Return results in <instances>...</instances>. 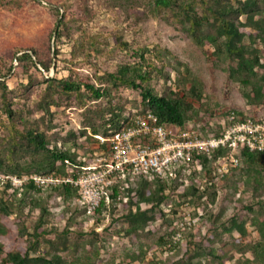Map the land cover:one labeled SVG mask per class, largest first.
<instances>
[{"label":"trees","instance_id":"obj_1","mask_svg":"<svg viewBox=\"0 0 264 264\" xmlns=\"http://www.w3.org/2000/svg\"><path fill=\"white\" fill-rule=\"evenodd\" d=\"M145 14L163 17L177 28L182 42L193 48L202 50L205 44L210 45L214 56L213 76L221 83L227 81L229 85L237 84L243 104L221 109V96L217 92L221 86L219 85L215 93L211 92L212 95H216V100L213 101L207 77L201 72L195 73L188 60L171 46L163 48L167 58H170L166 62V57L160 56L162 49L160 46L154 45V59H151L145 57L143 53L144 49L149 50L148 47L133 46L131 43L118 39L116 47L130 52L134 61L122 64L116 71L108 73V77L115 87L122 85L135 91L139 98V108L132 115H125L121 107L114 105L109 106L106 112L99 109L91 110L90 118L81 121L83 129L80 134H86L85 130L89 128V137L111 136L116 131L130 126L135 115L145 112L156 115L160 124L183 125L191 121L202 137L210 133L219 135L222 126L216 122L220 118L225 120L226 126L248 118L256 119L264 124V107H262L264 104V59L259 56L260 51L264 50V0H147ZM241 17L244 19L242 20ZM248 28L251 31H246ZM245 37L248 38L249 43L244 42ZM256 41L260 48L253 46ZM32 54L35 58L28 52L17 56L15 58L17 66H21L23 61H29L47 70L49 63L36 51ZM171 59L175 62L172 69L175 68L179 73V67L182 66L185 73L182 78L174 81L178 87L177 90L166 85V82H170L169 73L163 71L165 62L169 65ZM1 75L0 72V77ZM160 79H163L164 84L158 87L157 83ZM0 85L2 87L1 104L8 119L7 138L0 141V186L12 196L9 201L0 197V216H7L13 212L16 199V208L21 209L30 191H47L48 196L50 193L58 194V197L62 195L64 201L75 199L76 206L83 217L87 221L94 220L88 234L100 238L101 233L95 231V225L98 223L97 216L100 213L119 209L124 212H122L123 225L119 230L126 235H133L142 232L146 225L153 221L176 213L173 204L184 205L188 204L189 200L195 204L201 201L206 202L207 205L216 203L219 186L225 187L226 181L236 170L242 169L246 175V181L251 180V188L255 194L259 190H264V175L259 167L264 158V151H250L246 148H242L236 155L242 166L230 167L222 176L216 169L217 160L227 154L228 148H218L212 150L209 155L197 157L196 160L202 167L200 170H192L189 175L184 172L183 166H180L174 171L175 175L168 174L165 177L153 176L148 179L142 175H136L118 178L111 187L107 188L109 202L102 200L93 210H88L80 203L77 189L68 184L37 186L29 181L21 186H13L9 181L11 176L36 174L58 177L70 175L71 172L91 171L94 151L87 153L82 143L78 141V135L76 136L71 129L67 133L68 136L73 137L70 148L64 146V142L58 137L47 135L49 130H53L47 123L44 130L35 126L34 123L29 124L30 122H25V125H21L19 129L14 119L16 115L19 117L21 115L11 107L6 94L7 85L4 81H0ZM62 95L77 97L79 105L82 106L85 96L96 101L110 93L106 89L96 87L91 81L75 80L71 76L59 79L47 78L39 93V100L34 106L35 110L41 112L42 122L47 117L52 120L54 111L51 110V106H58ZM192 100L200 102V105L195 106ZM202 119L205 121L200 123ZM212 122L215 129L210 125ZM99 148H105V145L96 147V150ZM17 156L24 159L22 164L14 161ZM219 180L221 184H218ZM182 199L184 201L181 203ZM257 206L259 209L256 215L252 216L250 223L255 227L259 239L249 245L252 252L250 264H264V198L257 201ZM248 209L252 210L251 207ZM48 213L47 203L39 205L38 215L30 231L18 219L16 237L21 240V248L11 247L4 242L12 231L0 219V238H4L0 239V264H78L80 260L82 262L78 251H75L76 259L70 263L62 257V253L70 247L73 248L75 244L69 239L68 227L64 226L61 231L53 228L55 237H46L52 230L43 227ZM190 216V219L197 218V221L203 217L202 213L199 214L196 210H193ZM193 224L183 221L181 227L175 225L167 235L157 238L158 244L165 243L168 247H173L174 235L179 233L183 236L191 233ZM222 227L227 232L235 230L240 237L246 234L245 223L238 221L236 215L230 217L227 225L223 224ZM107 228L109 229V223L103 230L107 231ZM119 230H116L117 234H120ZM84 233L78 232L81 236ZM41 240L49 245L47 251H39ZM206 242L204 240V242L195 243L190 250V256L170 260L168 264H191V258L194 256H211L212 259L208 264H213L215 261L216 264H224L221 255H218L216 250ZM97 256L95 252L94 257ZM84 258L83 264H95L90 256L84 255ZM139 259H142L141 255Z\"/></svg>","mask_w":264,"mask_h":264},{"label":"rangeland","instance_id":"obj_2","mask_svg":"<svg viewBox=\"0 0 264 264\" xmlns=\"http://www.w3.org/2000/svg\"><path fill=\"white\" fill-rule=\"evenodd\" d=\"M146 3L147 0H0V81L7 85L6 94L12 109L21 115L15 116L17 127L20 129L25 122H30L29 124L34 123L44 130L47 123L53 128L47 135L58 137L68 148L72 146L73 137L67 135L71 129L78 135V141L87 153L95 152L98 141L96 136H88L89 128H86V134H80L83 129L81 121L90 118L91 110L106 112L109 106L114 105L121 107L125 115H132L139 108L137 93L122 85L115 87L108 77V73L116 71L122 64L134 61L130 52L116 47L118 39L133 46L148 47L150 51L144 49L143 53L151 59H154V45L160 46V56L166 57V62L170 58H167L163 48L171 46L188 60L195 73L201 72L207 77L210 93H215L219 85L221 86L217 91L221 96V109L241 106L244 101L238 85H229L227 81L221 83L213 76V48L205 44L202 50H199L183 43L177 28L171 23L163 17L145 14ZM244 42L249 43L247 37ZM253 46L260 48L257 41ZM33 51L49 63L47 70L29 61H23L21 66H17V56L28 52L35 58ZM259 56L264 59V50L260 51ZM170 61L171 64L165 62L163 68L164 72L169 73L170 82H166V85L177 90L174 81L184 76V68L180 66L178 73L175 68L172 69L175 66L174 60ZM9 66L11 67L8 71ZM70 76L75 80L91 81L96 87L106 89L110 95L96 101L85 96L82 106L79 105L77 97L62 95L59 105L51 106L54 111L52 120L47 117L42 122V114L35 110L34 106L39 100L45 79ZM162 84L164 81L160 79L157 85L160 87ZM1 90L0 85V92ZM212 99L216 100L215 94ZM192 102L195 106L200 105V102L195 100ZM1 103L0 99V141L6 139L8 134V119ZM211 104L213 105V102ZM23 120L25 121L22 123ZM204 121L205 119H202L200 123ZM23 160L17 156L14 161L22 164ZM241 166L240 163L239 167ZM259 167L264 175V158ZM246 179L242 169L236 170L226 181L225 187L219 186L216 203L207 205L201 201L195 204L189 200L186 205L173 204L176 213L153 221L138 234L126 235L119 230L123 225V211L115 209L100 213L95 225V231L101 233L100 238L88 234L94 220L87 221L83 217L75 199L64 201L62 195L58 197V194L50 193L48 196L47 191L33 190L27 194L21 209L16 208V199L13 212L0 216L1 222L12 231L6 239H0H4L11 247L21 248V240L16 237L18 219L30 231L38 215V206L47 203L49 213L43 227L52 230L46 237L54 238V229L61 231L66 226L69 229V239L75 242L73 248L70 247L62 253L68 263L76 259L75 251H78L82 262L85 260L84 255H88L95 264H168L170 260L190 256V250L195 243L206 240V243L221 255L224 264H250L252 252L249 245L259 239L255 227L250 222L259 209L257 201L264 198V190L255 194L251 188V180L247 182ZM218 184H221L220 180ZM0 197L7 201L12 198L1 186ZM183 201L182 199L181 203ZM193 210L202 213L203 217L199 221L197 218L190 219ZM233 215L237 216L238 221L245 223L246 234L243 237L235 230L227 232L222 227L223 224L227 225V220ZM183 221L187 224L194 223L191 233L183 236L175 234V245L171 248L165 243L158 244L157 238L167 235L175 225L181 227ZM107 223L109 229L104 231ZM116 230H119L120 234H117ZM79 231L85 232L84 235H79ZM48 249L49 245L41 240L39 251ZM95 252L98 254L96 258ZM140 255L142 259H139ZM211 259V256H194L191 258V264H208ZM80 261L78 264H83ZM213 264H216V261Z\"/></svg>","mask_w":264,"mask_h":264},{"label":"built area","instance_id":"obj_3","mask_svg":"<svg viewBox=\"0 0 264 264\" xmlns=\"http://www.w3.org/2000/svg\"><path fill=\"white\" fill-rule=\"evenodd\" d=\"M216 123L222 126L219 135L210 133L202 137L193 123L160 124L152 112L137 114L130 126L111 136L96 135L97 147L105 145V148L94 152L91 163L93 170L71 172L70 175L58 177L36 174L11 176L9 181L13 186H21L29 181L37 186L68 184L77 189L80 203L88 210H93L102 200L109 202L107 188L118 178L136 175L148 179L153 176L165 177L168 174L175 175L174 171L180 166L189 175L192 170L202 167L197 157L209 155L218 148H228L227 154L217 160L216 169L222 176L230 167L240 165L236 155L242 148L264 151L263 123L250 118L228 126L223 118ZM210 125L215 129L213 123Z\"/></svg>","mask_w":264,"mask_h":264}]
</instances>
